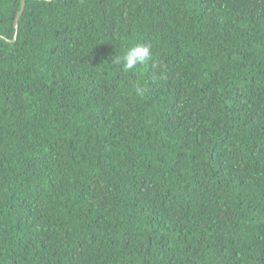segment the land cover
<instances>
[{
    "label": "trees",
    "instance_id": "trees-1",
    "mask_svg": "<svg viewBox=\"0 0 264 264\" xmlns=\"http://www.w3.org/2000/svg\"><path fill=\"white\" fill-rule=\"evenodd\" d=\"M23 1L15 29L0 0V264H264V0Z\"/></svg>",
    "mask_w": 264,
    "mask_h": 264
},
{
    "label": "clouds",
    "instance_id": "clouds-1",
    "mask_svg": "<svg viewBox=\"0 0 264 264\" xmlns=\"http://www.w3.org/2000/svg\"><path fill=\"white\" fill-rule=\"evenodd\" d=\"M113 65L119 66L124 72H132L138 66L146 65L152 58V48L150 44L134 43L125 48L120 54L110 57ZM166 79V76H162ZM146 87L139 83L133 82L130 94L136 97H143L146 94Z\"/></svg>",
    "mask_w": 264,
    "mask_h": 264
},
{
    "label": "water",
    "instance_id": "water-1",
    "mask_svg": "<svg viewBox=\"0 0 264 264\" xmlns=\"http://www.w3.org/2000/svg\"><path fill=\"white\" fill-rule=\"evenodd\" d=\"M23 6H24V1L22 0V2H21V8H20V10L18 11V13H17V15L15 17V22H14L15 29H17V20L19 19L20 15L22 14Z\"/></svg>",
    "mask_w": 264,
    "mask_h": 264
}]
</instances>
